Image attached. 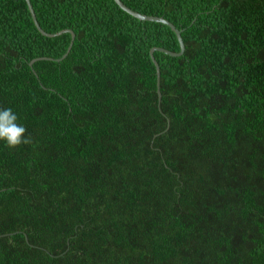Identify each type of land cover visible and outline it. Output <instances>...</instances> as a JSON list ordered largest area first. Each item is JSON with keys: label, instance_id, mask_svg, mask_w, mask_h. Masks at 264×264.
Wrapping results in <instances>:
<instances>
[{"label": "trees", "instance_id": "obj_1", "mask_svg": "<svg viewBox=\"0 0 264 264\" xmlns=\"http://www.w3.org/2000/svg\"><path fill=\"white\" fill-rule=\"evenodd\" d=\"M0 0V264H264V0ZM13 234V235H12ZM27 237V238H26Z\"/></svg>", "mask_w": 264, "mask_h": 264}, {"label": "water", "instance_id": "obj_2", "mask_svg": "<svg viewBox=\"0 0 264 264\" xmlns=\"http://www.w3.org/2000/svg\"><path fill=\"white\" fill-rule=\"evenodd\" d=\"M28 10L31 14V18L32 21L36 27V29L39 31L40 34H42L45 37H50V38H54L56 36H61L63 34H70L71 35V42L70 45L67 49V52L59 59H53V58H49V57H39L36 59H33L29 65L31 68H33V65L35 62L37 61H41V60H50V61H56V62H61L62 60H64L68 54L71 52L72 46L74 44L75 38H76V34L74 33V31L70 30V29H64L61 30L57 33H48L46 32L39 24L34 8L31 4L30 0H25ZM114 2L118 5V7L123 10L124 12H126L127 14L131 15L132 17L140 20V21H145V22H155V23H161L163 25L168 26L177 36V40L179 42V46H180V51L179 52H172L170 50H167L165 48H161V47H154L151 49L150 51V56L151 59L156 67V75H157V94H158V98H159V102H161V90H160V78H161V72H160V66L159 63L157 62V60L154 57V53L156 51L158 52H162L166 55H169L171 57H181L184 55L185 53V44L182 38V32L183 30L178 29L172 22H170L169 20L165 19L164 17H158V16H150V15H145V14H141L137 11H134L133 9H131L130 7H128L122 0H114ZM13 235V234H12ZM27 238V237H26Z\"/></svg>", "mask_w": 264, "mask_h": 264}, {"label": "clouds", "instance_id": "obj_3", "mask_svg": "<svg viewBox=\"0 0 264 264\" xmlns=\"http://www.w3.org/2000/svg\"><path fill=\"white\" fill-rule=\"evenodd\" d=\"M18 120V115L11 108H0V141L9 149L33 142L32 137L26 135L27 129Z\"/></svg>", "mask_w": 264, "mask_h": 264}]
</instances>
